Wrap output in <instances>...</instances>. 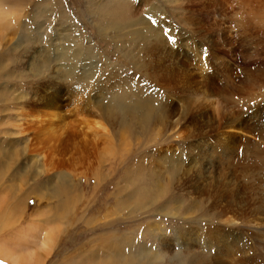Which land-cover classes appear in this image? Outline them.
I'll use <instances>...</instances> for the list:
<instances>
[{"label":"rangeland","instance_id":"374dc122","mask_svg":"<svg viewBox=\"0 0 264 264\" xmlns=\"http://www.w3.org/2000/svg\"><path fill=\"white\" fill-rule=\"evenodd\" d=\"M110 1L0 0V264H218L227 213L189 185L199 177L203 187L196 165L219 138V117L256 129L250 145L231 147L247 171L237 170L233 192L246 187L255 211L264 205V0H114L120 17L159 13L148 14L160 35L147 41L152 55L139 48L140 24L99 28ZM125 42L152 74L128 64ZM154 71L171 75L177 93L152 86ZM118 85L176 115L104 112L100 101L123 96ZM199 109L197 126L183 120ZM55 111L62 121L51 124ZM194 233L212 240L190 244Z\"/></svg>","mask_w":264,"mask_h":264},{"label":"bare ground","instance_id":"6f19581e","mask_svg":"<svg viewBox=\"0 0 264 264\" xmlns=\"http://www.w3.org/2000/svg\"><path fill=\"white\" fill-rule=\"evenodd\" d=\"M110 3H111L110 7L108 5L107 7H104L103 9H101V11H99L98 17H104V18H101V20H105L104 22L101 21L99 23V28L102 29L104 27V31L114 30V32H119V31H123L122 30L123 28L131 27V26H137V24H140L141 26H143V29L139 30L137 32V37H138V40L143 41V42H141L142 46H140L139 48L141 49V51H144L146 53L149 52L148 55L155 54V53H151L154 51V50H152L151 47H149L147 49V46L149 43L147 41L149 38H153L152 35H156V36H160V35H159L157 30L152 29V24L149 21L148 14L153 15V16H159V13L156 10L152 9V7H149V8H147L148 9L147 12L145 14L141 15L140 17H138V16L133 17V16H135L134 14H132L131 17L130 16L129 17H120V15L124 13V11L122 12L117 7H115L116 2L114 0H111ZM107 8H108V10H107ZM118 18H120V19H118ZM130 35L131 34H129V36ZM120 36H122V35H120ZM122 37H124V36H122ZM153 39L157 40V39H159V37L157 39L154 37ZM125 40H127V39H125ZM126 42H128V41H126ZM160 43H161V41H160ZM71 46H73V45H71ZM131 47H132V44H130V43H129V45H127V43H126L122 47L124 50L123 55L127 59L128 64L131 65L134 69L138 70L139 72L144 73L145 71H147V72H150V74H152L153 73V72L151 73L152 64L146 60H141V59L139 60L137 55L135 54V49H133ZM119 49H121V44L119 45ZM65 50H67V49H65ZM79 50H80V48H79ZM84 50H83V52L86 55H88V51H84ZM80 52H81V50H80ZM62 54H63V57H65V58L70 57L69 59H72V60L74 59V57L72 55L66 54L65 51ZM154 56H151L150 58L153 59ZM154 67H153V70H155ZM157 67H158V65H157ZM158 68H160V67H158ZM166 70H167V68L163 71L165 72ZM158 71H160V70H158ZM158 71H156V72H158ZM163 71H162V73H163ZM156 72L154 71L153 78H151V77L149 78V82L152 84V86H154V85L158 86L161 89H163L165 92H169V94L177 93L178 86H177L176 82L173 80L175 73L174 72L171 73L169 70V72L173 75V77H172L171 75H168V74H157ZM176 74L177 75H183V74H179L177 72H176ZM189 80H190V78L184 77L182 82L185 83ZM118 86L121 87V93H123V96L120 95V97L118 96L117 99H113L114 102H110L109 100L107 102L104 100L100 101V106H101L102 110L104 109V112H106L110 115L113 113H119L123 117H131V119H135L139 115L140 119H142V121H147L150 118V116L152 115V111H154V109H156L157 107H159L162 114H169L168 116L173 115V117L176 115V111L174 110V107L170 106L171 104L168 105L165 102H163V103L159 102L157 104L155 101L145 102L144 98L135 97V96H133L127 92H124V90H123L124 88H122L121 85H118ZM183 91H184V89H183ZM211 91L214 92L213 93L214 95H219V96L221 95V97L224 98L225 93L221 89L213 88ZM201 99H203V98H201ZM115 100H116V102H115ZM126 100L130 101L131 104L126 105L124 103ZM204 101H205V99H204ZM207 101H208V99H207ZM130 102H128V103H130ZM155 104H156V106H155ZM199 111H200V109L199 110H192V111L189 110L188 114H184L182 116V118H183V120H185L187 117L188 119H186V121L188 123L197 126L198 121H195L196 119H195V116L193 115V112L197 113ZM57 112L58 111L52 112V117L50 118L51 124H53V122L62 121L63 116L57 114ZM191 112H192L193 116L190 115ZM238 119H240V120H238ZM241 119H244V118L220 119V117H219L218 121L215 122L217 124L215 126V129L213 128L214 131H218L216 133L219 136V138H216L215 141L213 142V144L211 143L210 145H208V146H210L209 151H205V149H204L205 152H203L202 157H203L205 162H203L202 165H196V168L200 172H202V174H203V176H201V178L204 180L203 183L206 186L212 185V184L205 182V180L208 177H211V179H217L219 176V178L221 179L220 183L219 182L214 183V188L212 189V191H210V189H208L204 184H202L203 187H201L200 185L199 186L197 185L199 182H202L198 179L199 177L197 178V180H191L190 179L191 181H190V185H189L190 188L195 190L198 194L206 193V195H207L208 193H211L212 195H214L215 196L214 202H216V199H217V201L221 202L224 205L225 211L227 213L226 219H225V224L229 225V227H228L229 231L224 233L223 235H221V233H222L221 232L220 235H217L216 240H214L218 243V240L221 239L220 240L221 244L219 243L221 246V249L219 251H221L223 254H225L224 255L225 259L223 258V256H219V257L216 256L215 257V260H216V262H218V264L219 263L222 264V262H220V261H225V260L232 261V262H234L233 264H264V208L261 206L258 207V205H262L263 202L256 204L257 210L255 211V209L251 206V204L253 202H251L248 199V197H246L248 195V194H245L246 190H247L246 187L242 188V187L237 185L240 188V191L242 193L239 192L238 188H236V193L233 192L234 191L233 188L235 187V185H234L235 184L234 183L235 174L238 173V171H240L243 175H245V174H247V171L243 170V168H241L242 166L240 168H238V166L237 167L234 166L233 162L235 159V154L232 156L233 152L231 150L232 149L231 147H233L235 145V141H236V148L234 150V152H235L237 149V141L239 138H245L244 139L245 146L250 145V141L248 139V136H249V138L250 137L252 138L253 136H251V135L252 134L254 135V133H256V129L254 127H248L247 126L248 122L246 123L245 120H241ZM215 121H216V119H215ZM211 122H213V119ZM91 123H92V121H91ZM96 125L98 126V124L95 123L94 127ZM86 126H88L89 131H91L94 128L90 124L89 125L87 124ZM52 128H53V126H52ZM85 128H87V127H85ZM88 129H86V130H88ZM194 129H195V131L201 132V127H199V128L197 127ZM89 131H88V133H89ZM71 138H72V136H71ZM222 165H226V166L221 167ZM240 172H239V174H240ZM187 173H188V170L186 171V174ZM236 177H238V175H236ZM231 182H233V183H231ZM249 189H251V188L249 187ZM243 196L245 199L243 198ZM241 197H242V199H241ZM254 206H255V204H254ZM262 206H264V205H262ZM216 208L217 207H215V209ZM222 215H224V214H222ZM250 215L254 216V218H252V220L250 219ZM238 216H241L240 218L243 217L244 219L247 218V221H241V219L238 220ZM238 221H239V223H238ZM237 228L239 229V231H236ZM239 233L244 234L245 237H242V238H244V240H242L240 238ZM205 236H203L201 234H200V236L199 235L197 236V233H194V235H191L189 237V238H191V239H189V243L190 244L197 243V244H201V246L205 247L206 243L209 241L208 239H210V238H207ZM210 240H212V239H210ZM216 242H214V243H216ZM207 245H208V243H207ZM209 245H211V244H209ZM236 253L239 254V256L235 257Z\"/></svg>","mask_w":264,"mask_h":264}]
</instances>
